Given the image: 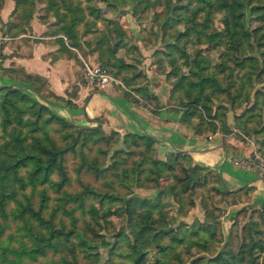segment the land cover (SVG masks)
Returning <instances> with one entry per match:
<instances>
[{
    "label": "trees",
    "instance_id": "16d2710c",
    "mask_svg": "<svg viewBox=\"0 0 264 264\" xmlns=\"http://www.w3.org/2000/svg\"><path fill=\"white\" fill-rule=\"evenodd\" d=\"M27 1L30 0L13 1L11 14L15 15L17 11H24L25 14L22 19L20 18L21 20H10L4 23L2 33L13 36L29 27L32 11L21 5ZM48 2L50 3L47 5L51 9L56 4L53 0ZM246 5H249V13H253L256 19V23L250 27H243L241 18L243 7ZM95 9V5H90L91 14ZM214 10L222 13V29L208 27L206 23ZM164 11V19L161 22L163 32L166 33L167 28L174 27L176 24H184L183 31H177L175 39L167 41L166 49L159 51L161 56L167 57V63L170 65V70L166 71V74L175 75V79L170 82L172 87L169 90V101H173L172 98L176 97L184 105L181 119L185 122L194 119L193 126L196 130H200L201 124L214 129L212 120L206 123L203 116L206 114L213 119L223 114H217L215 109L211 111L208 104L211 97L217 92L229 93L232 87L233 98L242 92L243 100H247L245 83L249 84L251 80L258 81L260 73L264 71V65L255 71L256 62L248 65V68H242L246 66L242 54L245 46L250 44L249 40L252 38L257 45L264 44V0H165ZM199 12H202V16L197 20ZM53 15L56 21L49 22L44 32L56 36L60 50L73 54L69 45L79 46L76 26L80 19L73 17L66 10L60 12L55 10ZM105 20L104 29H99L94 34V40L90 39L85 43L90 48L89 51L96 54L95 59L103 67L112 66L113 73L120 75V71L125 70L126 72L128 69H133L132 64L124 60H119L118 63L114 61L116 52L125 45V32L119 21ZM191 31L196 38L200 35L206 36L213 46L221 44L225 48L217 52L219 57L217 61L211 63L210 57H205L198 52L189 54L185 49L178 47L177 39L181 35H190ZM62 34L68 39V43L64 41ZM175 48L180 50L182 63L188 68V75L175 74L174 62L177 58L173 52ZM156 52L159 53L155 51L153 54L155 55ZM262 52L259 51L260 54ZM262 56L263 60L264 54ZM160 61L158 59L156 64L159 65ZM234 66L243 69L240 73L237 71L235 73L239 82L236 87L233 80L227 79L231 76ZM0 69L9 76L28 83L39 96L63 98L47 89L46 79L42 76L26 73L22 67H5L1 63ZM129 73L131 77L124 74L121 76L125 84L136 83L137 78L143 77L136 71ZM222 73L227 79L223 85L217 76ZM262 88H256L253 91L251 104L233 116V126L244 132L247 131L248 122L256 123V127L252 130L261 137L258 149L264 146V85ZM178 89L182 90V94L187 98L183 102L182 96L177 93ZM44 90L47 93H44ZM125 93L130 96L128 92L125 91ZM66 103L71 104V101L66 99ZM256 115L260 121L259 119L255 121L254 116ZM222 116L219 117L218 129H223V134H225L229 128ZM74 125L72 121L55 113L18 86L0 84V130L3 132V136H0V216L3 218V221H0V264H31L40 257H47L49 253L59 251H67L70 258H65L61 254L59 259L38 261V264H77V246L85 252L86 256L94 255L90 260L100 264L98 260L101 254L96 250L93 252L90 243L82 238L77 243L72 240L71 237L75 234L73 232L77 226L73 223L67 228L68 225L64 218L65 216L73 217L75 210L79 208L82 212L88 211L94 219L98 215L97 208L86 209L83 204L89 194L96 196L100 204L99 208L104 212L103 215L117 214L125 218L126 232L130 237L126 245L121 243L119 237L114 238L112 242L104 237L95 240L87 234V230L93 235H97V232L87 222L80 232L92 242L99 243H95L92 247L100 245L107 248L108 260L101 264L108 262L111 264L115 256L126 258L130 264H178L177 259L167 254L166 240L178 244L184 243L188 247L193 244L201 250L205 248L207 238L203 232H199L198 229L189 231L184 225L177 228L164 209V197L170 196L179 202L178 210L181 211L184 191L196 184L198 180V175L192 171L201 165L192 162L188 153L179 151L175 152L174 156L178 159L179 157L186 158L189 161V167H183L184 174L180 176L173 171L167 172L169 169L167 161L156 157L151 152L153 150L152 140H149L144 133L131 131L121 136L122 146L113 150L116 159H113L112 165H103L96 155L89 160L88 156L82 152V147H90L92 143L101 140L106 141L110 135H105L99 125H78L77 127ZM53 131L58 132V137L53 134ZM70 151L75 154L80 153L81 156V160L75 167L76 173L79 174L84 168L98 176L111 169L117 177L109 181L106 189L92 187L90 183L80 179L81 188L79 190H66L64 186L71 182V176L65 164L66 155ZM261 151L264 153V148H261ZM123 153L137 154V158L132 159L128 164L126 162L128 156ZM168 176L170 179L166 183H160L159 179ZM145 179H152L154 181L152 187H157V192L151 198L132 191L120 193L115 187L116 180L121 183L130 181L136 186H143L142 182ZM39 184L41 188L36 205H33V201L26 194H22L21 198L18 197L21 190L27 186L35 188ZM49 184L54 186L56 192H59L56 197L58 203L55 201L51 207L47 203ZM250 189V186L244 185L237 190L223 189V192L237 196L245 194L248 200ZM12 200L14 205L9 206ZM106 200L109 203H115V207H104ZM260 208L264 209V204ZM203 210H206L204 205ZM7 218L9 220L20 219L21 224L17 223L16 229L21 231L14 233L8 231L3 236L2 233L9 226L8 221L5 222ZM213 227L214 221L210 222L207 227H199V230L208 231ZM244 229L236 250L228 249L222 255L210 257L204 264H264V239H262L264 222L260 225L256 218L249 215ZM17 234L20 237L17 239L18 243L15 244L12 240ZM121 236L123 237V234ZM148 254L151 259L147 257ZM175 254L178 253L175 252ZM124 263L126 261H122L121 264Z\"/></svg>",
    "mask_w": 264,
    "mask_h": 264
},
{
    "label": "rangeland",
    "instance_id": "374dc122",
    "mask_svg": "<svg viewBox=\"0 0 264 264\" xmlns=\"http://www.w3.org/2000/svg\"><path fill=\"white\" fill-rule=\"evenodd\" d=\"M13 1L14 0H0V7L3 2L13 3ZM48 1L49 0H30L27 2H23L21 5L22 7L29 8L32 11V15H36L41 21H47L46 27L48 26L49 22L53 23L54 21H56V17L53 15V12L55 10H57L58 12H60L61 10H66L70 12L73 17L80 19V22L76 26L79 46L69 45V47L74 53L79 54L78 59L81 63V73L83 79H85L88 83H90L91 85H95L94 83L88 81L85 77L83 72V62H92L93 64H100V62L95 59L96 56L94 58L95 60L87 58L86 54L90 48L85 42L90 41V39L94 40V34L99 29H104L106 23L105 19H110L111 21H119L125 32L124 38L126 42L125 45L119 48V50L116 52V56L114 58L115 63H118L119 60H124L128 63H131L133 69H128V71H132V73L136 71V73L141 74V76L143 77L137 78L138 80H135L143 82L147 77V71L145 70L146 67L142 66L141 63L142 60L140 58L143 56V54L140 47L146 49L149 48L151 50L150 55L152 57V62L154 63L153 70L161 74L163 79L171 86L170 82L175 79V75L168 76L166 74V71L170 70V65L167 63V57L161 56L159 51L166 49L165 47L167 41H173L175 39L177 31H183L184 24H176L174 27L167 28L166 33L163 32L161 22L164 19L163 17L165 12V0H53L56 4H54L52 9L48 7L47 3H50ZM90 5L96 6V9L92 14L90 13ZM248 7L249 5L243 7V16L241 17L243 27H250L256 23L255 16L253 15V13H249ZM24 14V11H17L15 15H12V20H21ZM197 15L198 18L196 19L199 20L202 16V12H199V14ZM221 15L222 13L220 11H212L209 15L208 20L206 21L208 27L222 29ZM4 23L6 22H2L0 19L1 34H3L2 27ZM197 27H199V25H197ZM8 35L10 36V34ZM62 36L64 41L68 43V39L63 34ZM251 39L249 40L250 44L248 46H245L242 54L246 65L242 68H248V65L256 62L257 65H254L256 67V71V69H258L261 65H264V59L262 60V54H264V44L257 45V43L253 39ZM10 40L11 38L1 42L0 49H2L4 43L7 44L10 42ZM177 44L179 48L181 47L185 49V51L189 54L198 52L205 57H210L211 63L217 61V59L219 58L217 52L223 51L225 49L221 44L213 46L206 39V36L200 35L199 38H196L192 31L188 36L181 35L179 39H177ZM155 51H158L159 53L156 52L154 55L153 52ZM259 51H263L262 54H260ZM173 52L175 57H177L174 62V69L176 71L175 74H177L178 76L180 74L188 75V68L185 64L182 63L180 50L178 48H175ZM158 59L159 61L160 59L162 60L160 61L159 65L156 64V61ZM105 67L104 68L109 72L107 70L106 71L113 77V79L108 84L118 85L123 90L128 92L130 96H133L135 100L139 101V98L136 96V91H140L141 88H131L130 84H125L121 79V76L123 74L128 77H131V74L127 70L126 72L124 70L122 72H119L120 75H116L115 73H113L114 69L112 66ZM242 68L234 66L231 76L227 78L234 81L235 87L239 83L237 77L235 76V73L236 71L240 73L243 70ZM217 76L222 85L227 82V79L223 73L218 74ZM258 79V81H249V84L245 83V91L248 95L247 100H243L242 92L236 95L235 98H233V92H231L233 90H231V87L229 93H215L211 97L208 104L211 107V111L215 109L217 114H223V116L221 115L222 119L225 121L227 127L229 128V130L225 133V136H222V138L225 137V140L227 139L231 143H241L248 149L247 155L238 157L237 160H235V163H239L240 159L246 158L248 159L247 168L257 171L258 174H260L261 166L259 164L255 166L253 158L256 157L255 159H259L260 161L264 162V153H262L261 151V148L263 149L264 146L260 145L262 147L258 149L261 137L252 130L253 127H256V123L253 121L248 122L246 132L233 126V116H235L243 108L248 107L251 104L253 100V91L256 88L263 89L262 87L264 85V71L260 73ZM184 82H186V78H184ZM44 93L47 92L44 90ZM177 93H179V96H182V102L187 99L182 94V90L178 89ZM172 100L173 101H168V103L172 104L173 107H179L182 109L184 108V105L179 102L176 97L172 98ZM38 101L40 102V100ZM221 116H218V118L214 117L212 119L205 114V116H203V119L206 121V123L208 120H212L211 122L214 125V129L206 127V125L204 124H201L200 127H202L206 132L211 130H218L219 132L222 131L221 133H223V129H218V126L220 124L219 117ZM254 119L256 121L259 119V117L256 115L254 116ZM97 125L102 127L101 124H96L93 126ZM74 126L77 127L78 124H75ZM102 131L105 133V135H110V137L107 138L106 141L101 140L97 143H92L90 147L83 146L82 152L88 156L89 160L91 159V157L96 155V158L99 160V162H102L103 165H112L113 159H116L113 150L122 146L121 136L129 131L120 133L118 131L108 130L103 127ZM113 131L116 133H114ZM53 134L56 137H58L59 135L56 131H53ZM0 136H3V132L1 130ZM148 138L149 140L151 139L153 143V150L151 152L156 156L157 154L154 144L155 139L149 136ZM174 153L175 152L168 153L164 158L161 159L167 161V167L169 168L167 172L173 171L178 173V176H180L184 174L183 167L188 168L190 164L189 161L186 160V158L179 157L178 159V157H175ZM123 155L128 156L126 161L128 164L131 163L132 159L137 158V154L128 155L126 153H123ZM80 160V153L75 154L70 151L66 155L65 164L68 170V174L71 176V182L64 186V188L68 191L79 190L81 188V185L79 184L80 179L83 182L90 183L92 187L96 186L100 189H106L108 188L109 181L117 177L111 169L107 170L105 173L95 176L94 174H91V172L86 171L84 168H82L81 172L78 174L76 173L75 167ZM192 172L198 175V180L196 181V184L184 191V202L183 206L181 207V211L179 212L178 210L179 202H176L170 196L164 197V209L169 219L174 222V225L177 228L178 226L180 227L181 225H184L189 231H197L198 229L199 232L204 233L207 241L205 242V248L201 250L193 244L192 246L188 247L184 243L178 244L166 240V243H168L166 252L175 260L177 259L176 261L178 262V264H204L206 263V260L210 259V257L216 256L218 254L222 255L228 249L236 250L245 231L244 228L249 215H251L253 218H256L259 221L260 225H262L264 222V209L260 208L261 205L256 206L250 204V201L246 200L245 194H238L237 196L235 194L224 193L216 174L217 172H215L213 169L206 168L205 166L201 165L200 167L195 168ZM169 179L170 178L168 176L162 177L159 180L160 183H166ZM152 183H154L152 179H145L142 182L143 186H136L135 184L130 183V181H122L121 183L119 180H116L115 187L120 193L125 191H132L134 193L151 198L157 192V187H152ZM180 187L181 185L179 186V188ZM40 188L41 184L36 185L35 188L27 186L25 189L21 190V192L18 194V197L21 198L22 194H26L33 201V205H36V202H38L39 198ZM47 193L49 195V200L47 203L49 204V207H51L55 201L57 202L56 197L59 195V192H56L54 186L49 184L47 186ZM98 202L99 201L96 196H91L89 194L86 196L83 203L86 209L97 208L98 215H96L94 219L92 218V216H90L88 211L82 212L79 208L75 210L73 216L74 218H69L68 216L64 217L68 225L67 228L71 227L73 223L77 226L76 230L73 232L75 234H73V236L71 237L72 240L77 243L82 238L92 246L97 243L92 242L80 232L82 227L86 226V223L88 222L91 224V226L94 227L95 231L97 232V235H93L92 233L90 234L89 230H87V234L91 235L93 239L99 240L104 237L108 241L112 242L114 238L119 237L121 243L123 245H126V243L130 240V237L126 232L127 230L125 218H122L117 214L103 215L104 212L99 208L100 204ZM8 205H14V201L12 200ZM203 205L206 206L205 211L203 210ZM104 207L114 208L115 203H109L106 200V202H104ZM0 221H3V218L1 216ZM7 221L9 223V226L2 233L3 236L7 234L8 231H11L12 233H14L15 231H21L20 229H16V224H21L20 219L9 220L7 218L5 222ZM212 221H214V227L211 230H199V227H207ZM122 234L123 237L121 236ZM19 237V234L14 235L12 242L15 244L18 243L17 239ZM262 239H264V236H262ZM92 246L90 248L93 252L96 250L99 254H101L100 260H98L99 263L101 264L102 262H106L108 260L106 254L107 248L100 245L97 247ZM76 249L77 264H96V262L94 263L90 260L94 257V255L86 256L85 252L83 250H80L79 246H77ZM175 252H177L178 254L176 255ZM61 254H63L65 258H70L67 251H59L57 253H49L47 257H40L37 261L31 262V264H38V261H48L49 259H59ZM147 257L151 259L149 254L147 255ZM122 261H126V263L124 264H130V261H127L126 258H120V256H115L111 264H121ZM107 264H109V262Z\"/></svg>",
    "mask_w": 264,
    "mask_h": 264
},
{
    "label": "crops",
    "instance_id": "0c3cea01",
    "mask_svg": "<svg viewBox=\"0 0 264 264\" xmlns=\"http://www.w3.org/2000/svg\"><path fill=\"white\" fill-rule=\"evenodd\" d=\"M14 3L6 2L0 7V19L12 20ZM46 22L36 15L29 20V27L0 49V63L5 67H22L24 72L42 76L47 89L62 99L37 95L28 83L9 76L0 69V84L18 86L28 92L52 111L78 125L93 126L118 132L144 133L155 139L156 156L164 158L168 153L186 152L191 161L217 172L220 185L225 190H237L248 185L250 204H264V176L257 171L235 163L245 156L248 149L241 143L223 141L225 134L196 130L194 119H181L182 108L173 107L169 101L170 84L161 74L153 70L151 50L141 48L142 66L147 77L143 82L130 84L136 91L135 100L115 84L95 86L83 79L79 54L65 53L55 35L46 34ZM87 58L95 60L94 52H87ZM146 94L148 96H146ZM141 95V96H139ZM66 99L71 104L66 103Z\"/></svg>",
    "mask_w": 264,
    "mask_h": 264
},
{
    "label": "built area",
    "instance_id": "2783aa9c",
    "mask_svg": "<svg viewBox=\"0 0 264 264\" xmlns=\"http://www.w3.org/2000/svg\"><path fill=\"white\" fill-rule=\"evenodd\" d=\"M11 36H9L7 33L3 32V34L0 33V43L3 42L4 40L10 39ZM83 72L85 77L87 78L88 81L94 83L97 86H102L105 84H108L113 77L106 71V69L100 65L99 63L93 64L92 62H83ZM256 156V155H254ZM254 157L253 161L255 162L256 165H260V175L264 176V162L260 161L259 159H255ZM247 160L246 158L240 159L239 164L247 168Z\"/></svg>",
    "mask_w": 264,
    "mask_h": 264
}]
</instances>
